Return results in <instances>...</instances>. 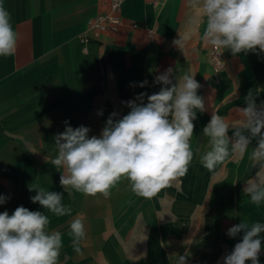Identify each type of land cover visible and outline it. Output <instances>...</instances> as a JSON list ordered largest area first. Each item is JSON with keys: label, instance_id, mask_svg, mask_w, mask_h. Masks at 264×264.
<instances>
[{"label": "crops", "instance_id": "0c3cea01", "mask_svg": "<svg viewBox=\"0 0 264 264\" xmlns=\"http://www.w3.org/2000/svg\"><path fill=\"white\" fill-rule=\"evenodd\" d=\"M2 2L18 42L14 55L0 57V194L10 197L0 212L11 214L18 206L45 212L49 231L62 234L59 264H175L177 255H186L187 264H218L242 237H228L229 227L242 218L264 223V204H252L242 191L252 175L249 157L256 140L213 171L200 163L207 147L202 131L212 114L238 124L237 108L246 106L250 89L259 91L258 104L264 101V55L233 56L225 50V68L216 72L212 48L201 39L204 23H190L198 13L186 0H165L160 7L150 0H126L125 24L98 37L91 36L88 22L109 12L111 0ZM179 34L187 37L182 50L172 43ZM169 67L174 82L184 72L195 75L206 107L193 121L194 157L185 176L151 199L134 194L127 179L111 189L109 198L65 193L70 216L57 217L31 202L36 193L28 190L30 184L63 192V168L52 161L54 136L64 131L65 121L99 136L112 112L121 118L130 111L122 101L158 92L162 85L153 83L155 76ZM145 80L148 84L139 87ZM77 215L86 229L79 254L68 235ZM259 260L264 264V250Z\"/></svg>", "mask_w": 264, "mask_h": 264}, {"label": "clouds", "instance_id": "9594fccd", "mask_svg": "<svg viewBox=\"0 0 264 264\" xmlns=\"http://www.w3.org/2000/svg\"><path fill=\"white\" fill-rule=\"evenodd\" d=\"M186 4L198 13L190 23L203 21L201 39L216 51L217 58L225 50L233 56L264 55V0H186ZM11 20V13L0 0V57L12 56L17 49L18 33ZM186 39L179 34L172 43L182 50ZM173 75L174 69L167 68L153 81L162 85L158 92H141L133 100L122 101L130 111L121 118L112 112L99 136H90L87 126L73 128L65 121L64 131L54 136L57 155L52 161L57 169L63 168L59 179L63 192L30 184L28 190L36 193L30 197L31 202L57 217L70 216L72 208L63 203L65 193L71 196L75 191L109 198L111 189L121 179H127L134 194L151 199L172 181L185 176L194 157L193 121L197 111L203 113L206 107L204 98L198 95L201 85L195 75L184 72L175 76V82ZM147 84L145 80L139 87ZM258 95L259 91H248L246 106L237 108L238 124L212 114L202 131L207 147L200 155V163L213 171L230 156L246 153L256 140L249 157L252 175L242 191L252 204L260 206L264 204V101L258 104ZM97 115L102 116L103 111ZM200 151L196 149L197 153ZM9 199L0 194V205ZM49 225L45 212L24 206H18L11 214L0 212V264H59L62 234L49 231ZM261 233L264 223L258 220L250 223L242 218L229 227L228 237H242L218 264H260L264 250ZM68 235L73 250L79 254L86 238L85 223L79 215L70 222ZM175 264H187V256L177 255Z\"/></svg>", "mask_w": 264, "mask_h": 264}, {"label": "built area", "instance_id": "2783aa9c", "mask_svg": "<svg viewBox=\"0 0 264 264\" xmlns=\"http://www.w3.org/2000/svg\"><path fill=\"white\" fill-rule=\"evenodd\" d=\"M126 0H111L110 11L94 17L88 22V30L92 37H98L106 32H118L119 29L125 24L122 16L123 5ZM165 0H150L153 7H160L164 4ZM86 50V48H85ZM211 63L216 72L223 71L225 68L223 52L218 55L214 49L211 50Z\"/></svg>", "mask_w": 264, "mask_h": 264}]
</instances>
